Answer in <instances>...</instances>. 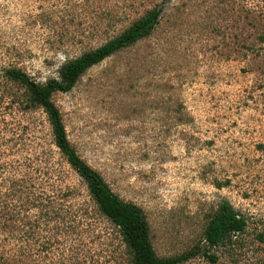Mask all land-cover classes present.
<instances>
[{"label":"rangeland","instance_id":"374dc122","mask_svg":"<svg viewBox=\"0 0 264 264\" xmlns=\"http://www.w3.org/2000/svg\"><path fill=\"white\" fill-rule=\"evenodd\" d=\"M155 8L149 37L53 95L70 144L143 210L160 258L200 246L183 264H264V0H0V264H134L4 70L59 79ZM223 202L248 226L210 248Z\"/></svg>","mask_w":264,"mask_h":264},{"label":"trees","instance_id":"16d2710c","mask_svg":"<svg viewBox=\"0 0 264 264\" xmlns=\"http://www.w3.org/2000/svg\"><path fill=\"white\" fill-rule=\"evenodd\" d=\"M162 12L163 8L149 11L121 35L95 50L68 61L62 66L59 79L38 83L20 69L6 68L4 70L5 77L24 86L28 100L33 104L35 102L48 115L56 147L69 166L86 183L92 199L102 214L120 229L123 240L133 254L134 264H183L199 256L201 248L196 246L191 251L167 259H162L157 255L151 241L149 222L143 210L135 204L122 200L112 191L101 174L79 156L76 149L70 144L60 110L53 103L52 97L55 93L72 91L89 69L149 37L159 24ZM247 226V219L235 210L231 203L223 202L209 222L205 240L210 248H215L224 245L227 240H231L232 236L245 232ZM259 238L264 241V234H259ZM207 257L213 263L217 262V257L214 254Z\"/></svg>","mask_w":264,"mask_h":264}]
</instances>
